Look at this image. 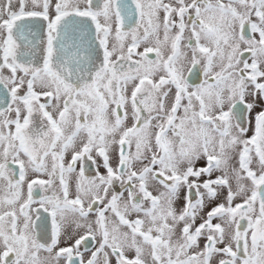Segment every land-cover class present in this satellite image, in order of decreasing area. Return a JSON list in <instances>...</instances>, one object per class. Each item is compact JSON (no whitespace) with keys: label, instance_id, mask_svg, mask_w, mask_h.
Segmentation results:
<instances>
[{"label":"snow or ice","instance_id":"snow-or-ice-1","mask_svg":"<svg viewBox=\"0 0 264 264\" xmlns=\"http://www.w3.org/2000/svg\"><path fill=\"white\" fill-rule=\"evenodd\" d=\"M0 264H264V0H0Z\"/></svg>","mask_w":264,"mask_h":264},{"label":"flooded vegetation","instance_id":"flooded-vegetation-1","mask_svg":"<svg viewBox=\"0 0 264 264\" xmlns=\"http://www.w3.org/2000/svg\"><path fill=\"white\" fill-rule=\"evenodd\" d=\"M101 171H103V169H101Z\"/></svg>","mask_w":264,"mask_h":264}]
</instances>
